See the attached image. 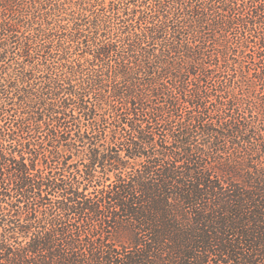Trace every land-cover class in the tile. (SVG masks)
I'll return each mask as SVG.
<instances>
[{"label": "trees", "instance_id": "trees-1", "mask_svg": "<svg viewBox=\"0 0 264 264\" xmlns=\"http://www.w3.org/2000/svg\"><path fill=\"white\" fill-rule=\"evenodd\" d=\"M0 264H264V0H0Z\"/></svg>", "mask_w": 264, "mask_h": 264}]
</instances>
